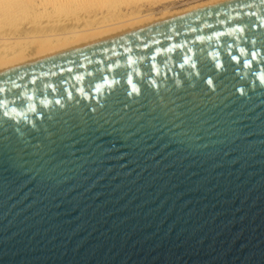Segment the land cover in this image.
Instances as JSON below:
<instances>
[{
  "label": "water",
  "instance_id": "1",
  "mask_svg": "<svg viewBox=\"0 0 264 264\" xmlns=\"http://www.w3.org/2000/svg\"><path fill=\"white\" fill-rule=\"evenodd\" d=\"M261 80L264 0L1 73L0 264H264Z\"/></svg>",
  "mask_w": 264,
  "mask_h": 264
},
{
  "label": "bare ground",
  "instance_id": "2",
  "mask_svg": "<svg viewBox=\"0 0 264 264\" xmlns=\"http://www.w3.org/2000/svg\"><path fill=\"white\" fill-rule=\"evenodd\" d=\"M230 0H0V74Z\"/></svg>",
  "mask_w": 264,
  "mask_h": 264
},
{
  "label": "snow or ice",
  "instance_id": "3",
  "mask_svg": "<svg viewBox=\"0 0 264 264\" xmlns=\"http://www.w3.org/2000/svg\"><path fill=\"white\" fill-rule=\"evenodd\" d=\"M252 56H253V59H256L255 53H253ZM237 62H238V58H237ZM245 66H250V65L246 63ZM205 83H207V84H209V86H211V84L213 83V81H211L210 79H207L205 81ZM261 83H264V80H261ZM238 91H239V89H238Z\"/></svg>",
  "mask_w": 264,
  "mask_h": 264
}]
</instances>
